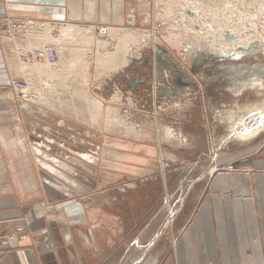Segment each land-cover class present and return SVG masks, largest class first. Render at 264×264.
<instances>
[{
    "label": "rangeland",
    "instance_id": "rangeland-1",
    "mask_svg": "<svg viewBox=\"0 0 264 264\" xmlns=\"http://www.w3.org/2000/svg\"><path fill=\"white\" fill-rule=\"evenodd\" d=\"M149 1L148 21L144 23V26L140 25V22V26H137L143 28L138 31L140 38H144L142 40L143 43L136 42V45L132 44L133 46L126 55H129L127 59L131 64L138 60L140 67L144 66L140 64L143 59L145 60V57L148 60L145 64L144 83L140 86L138 94L141 98L142 109L144 107L147 108L145 113L149 116L148 121H146L149 124L147 130H153V132L147 131L150 137L145 138L146 140L143 143V145L155 149L154 159L156 163L147 165V168L153 172L151 177L146 176L143 180H139L140 184L137 185L135 181L125 179L126 177L122 173L119 174V172H125L127 167H129L128 170H132L137 165L118 162L112 168L106 163L111 161L109 158L111 152L114 153V156H119V158L122 154L121 151H118V149H122L120 146H114L113 149L110 145L111 133L113 132L107 129L117 128L119 131L115 130L116 136L113 139H119L118 141L120 142L122 140V130L124 129L125 133L128 134L126 130L128 125L125 123V120L128 121L126 117L132 119L134 112L129 108L127 110L124 107L126 106L124 100L122 97L120 98V95L123 94L122 91L129 93L127 83L124 85V83L122 84L121 81H118L117 85L114 84L111 87L112 89H109L110 85L105 84L101 78L104 75L110 74L111 71H118L117 74H119L122 70L126 71L128 67L125 66L122 70H108L106 74H102L99 67L92 61L95 59L98 51L103 49H98L92 45L88 46L84 42L76 40V42L79 41V43L84 44L83 48L89 49L86 54L88 58L85 57L82 60H85L89 64L88 67L78 72L76 79L70 76V81L68 82L67 80L66 82L68 90L57 92L56 90L46 89L42 85V89L39 91H41L42 95L46 96L47 94V96L40 100V102H37L38 104L34 102L33 104L30 100L14 97V102H12L11 106L18 107V124L21 125V134L17 138L23 140L24 144H28L29 151L25 152L21 150L18 144V158H16L15 154H11L13 155L11 158L9 153L6 156L0 153V195L3 196L9 193L10 187L13 186L15 188L16 185L19 188L35 189V193L32 194L33 202L35 204L44 203L47 205L46 207L52 209V205H56L60 199H64L63 194H59L61 192L59 186L61 187L60 184L62 182L56 179H43L44 171L50 172L55 176H59L58 173L60 171L62 177H64L63 172L66 174L77 172V177L82 179L93 175L92 178H97V186L103 189H105L103 185L106 183L104 180L106 176L111 179L114 178V186L119 189L126 186L143 187L145 188L143 189L144 194L139 196L140 204L138 205L144 211L142 215V211H140L139 215L145 217L139 216V223L134 226L137 220V212L133 211L130 207V220H123V230L124 232L128 230V232L121 238L123 239L122 245L115 239L113 245L114 258L122 255L121 249H123V251L127 252L124 254V258L120 264H191L189 260L186 261L179 258L176 260L175 247L179 244L180 237L186 227H191V219L204 196L207 195L211 199L212 192L211 190L209 191L211 182L218 176L248 174L251 177L253 188L257 195L256 180H253V178L255 175L264 176V1L261 0V4L254 5V0H246L251 3V7H245L247 9L246 12H244V9L241 13L238 11L233 12V15H240L239 22L238 20H232L226 21V24L223 18L221 19L220 24L222 27L218 31H213V36L223 45H233L236 48L228 53L218 52L219 47L215 49L211 48L212 42L210 39H207L204 35L192 33L185 28L182 21H180V17L183 14L181 15V12H179L180 8L176 1L190 3L188 0ZM223 1L203 0L209 6H218L219 8L223 6ZM228 1L234 2L236 0ZM228 1L225 0L224 3ZM198 10L199 16H201L200 22L205 17V8L199 7ZM185 11L187 14H189V11L193 15L198 13L189 6ZM254 14L259 16V20L252 21ZM225 15H228V13L226 12ZM81 26L85 29L87 28L84 27L85 25ZM96 26L99 25H95L90 33L89 31L85 32L94 36L98 33ZM54 29L53 34L58 36L57 40L61 39V47L63 32L60 28L50 26L46 29L48 32L45 30L41 35L28 37V39H33L34 43L32 45L27 44L18 51V63L26 65L32 62L34 63L33 68L39 66L42 70L44 64L34 60L23 62L20 59L19 53L30 47L51 44L45 42H47V38H51V31ZM114 31L118 32L119 35L131 32L127 28L121 30L114 29ZM221 31L222 37L220 36ZM57 32L59 35H56ZM217 32L220 35L216 34ZM16 33L17 31L14 32V34ZM172 33L173 36L181 34V38H178L182 39L179 44L173 43L172 39L174 38L171 36ZM134 35L137 36V34ZM23 39L26 40V38ZM70 40L72 38H69ZM95 40H98V37ZM112 43V48L109 47L111 46V42L109 43L108 50L115 52L118 42L114 39ZM67 52L68 49H65V63L81 60L78 56H68ZM162 54L167 55V57L163 56L164 58H161ZM162 62L166 65L169 64L174 69L173 71L176 72V76L180 74L179 71L181 70L188 76H193L199 82L196 85L197 90H192L196 91L195 93H188L181 101L176 99L177 101L171 102V105L174 106L178 105L179 102L180 105H185V103L190 102L189 99H192L188 107L184 106L180 108L181 111L178 112H181V115L174 113L173 115H168V113L160 111L161 105L156 100L157 90L153 79V71L157 72L156 67H160V64L164 65ZM166 65L159 69L161 73L167 69ZM52 68L53 73L58 76H61L59 73L64 72V70L61 71L62 66ZM177 70L179 71L177 72ZM29 75L23 76V79L29 85V94L30 96L39 97L38 94L31 91ZM181 75L184 76L183 74ZM110 90L114 91V93H111ZM111 94L112 100L114 99L113 101L116 105H120L114 106V110L116 111L114 114L110 112L111 109H106L105 104L111 97ZM193 98L195 99L193 100ZM94 100L101 103L102 113L99 119L92 121L91 110H93L92 103ZM21 102L24 105H21ZM223 103V107H218ZM165 106L168 107V105ZM25 108H28V110H25ZM115 114L116 116H114ZM107 116H118L125 124L115 125L114 123H109L106 120ZM179 118H184V120H181L183 123L195 122V125L202 130V134L205 137V149H201L195 156L196 161L200 163L197 164V169L195 166L191 168L193 172L202 167L203 163L201 162L206 161L214 153H218V161H220L218 164L214 163L210 165L200 180L195 182L186 180L182 182L181 186L179 184L181 180L179 177L178 179L172 178L168 180L164 176L166 165L165 161L162 160L163 157L160 153L161 145L155 132L159 122L177 123L180 121ZM254 118H256L257 126L261 124L259 127L252 128ZM139 120L144 121L143 119H137V123ZM223 137L232 138L227 140L225 146L218 149L216 146ZM3 141L5 145L9 144L7 143L8 139H3ZM35 146L48 156L46 157L44 154L41 155L40 152L37 153L35 151L33 153L36 155V158H34L30 150L32 151V148H35ZM131 152L135 156L142 154L140 150H131ZM11 159L13 161L12 164L10 163ZM147 159L151 160L152 158ZM216 160L215 158L212 161ZM77 161H81L82 164ZM170 166L171 168L173 167L172 165ZM30 170L36 176L33 180L27 176ZM182 175L181 173L177 176L181 177ZM184 175H187V173H184ZM152 177H155V179H150ZM66 181L74 185L75 180L67 179ZM261 183L260 192L262 193L261 198L264 202V178L261 180ZM238 193L232 190L229 195L235 198L238 197ZM68 197L67 195L66 198ZM254 198L255 203L260 205L258 195ZM143 199L145 202H142ZM232 201L234 202L233 199ZM137 203L139 202L135 203V207L138 206ZM170 211H172V214L169 218ZM51 214L53 212H50L48 215ZM168 218L170 222L167 221ZM257 220L262 238L264 212H257ZM30 223L31 219L23 216L20 222L13 224L11 230L9 229L10 231L3 232L0 228V245L9 246L12 241H25L31 235H34L35 232L30 229ZM153 236H155L154 240ZM149 240H153V243L147 246L148 243L145 242ZM144 244H146L145 247ZM198 262L197 260L193 261L194 264H198ZM229 262L230 264H264V260H229ZM113 264L119 263L114 261Z\"/></svg>",
    "mask_w": 264,
    "mask_h": 264
},
{
    "label": "crops",
    "instance_id": "crops-1",
    "mask_svg": "<svg viewBox=\"0 0 264 264\" xmlns=\"http://www.w3.org/2000/svg\"><path fill=\"white\" fill-rule=\"evenodd\" d=\"M149 3V0H0V17H26L65 25H77L76 23H78L80 24L78 26L85 25L84 27H87L85 30L89 33L95 25L120 30L127 28L133 34L138 35V31L143 29L137 27L139 22L140 25L144 26V23L148 21ZM143 36L146 37L147 35ZM4 37L3 26L0 25V153L5 156L9 153L11 158L15 154L18 158L17 145L19 144V148L25 152L29 151V146L17 138L21 134V125L18 124L19 109L17 106H11L14 97L10 91L9 83L14 77L23 78V76H27L29 71L33 69L32 64L34 63L32 62L26 65L24 63L23 65L19 64L17 55L23 46L32 45L34 40L28 38L25 40L24 37L16 36L12 37L13 40L7 41ZM106 39L109 43L111 42L109 47L112 48L114 42L112 43L109 37ZM125 56L126 58L129 57V55ZM163 56L167 57V55L162 54L161 58H164ZM138 62L137 60L132 64L130 62L125 64L128 69L134 66L131 75L129 74L130 70H127L128 73L122 70L119 74H117L118 71H111L110 74L101 78L105 84L110 85L109 89H112L114 84L117 85L115 78H122L127 83L129 93L122 91L124 95H120V98L122 97L125 102L126 106L124 107L127 110L128 108L132 109L134 112L132 119L126 117L128 121L125 120L126 125L132 130L126 134L123 129L122 140L119 142V139H113L116 136L115 130H119L117 128L107 129L113 132L111 133L110 145L113 149L114 146H120L122 149H118V151H121L122 154L119 158L111 152V156L109 155L111 161L106 163L112 168L118 162L137 165L132 170L125 167L127 171L119 172L126 177L125 179L135 181L137 185L140 184L139 180H143L146 176L151 177L153 172L147 168V165L156 163L154 159L155 149L143 145L145 138L150 137L147 131L153 132V130H147L149 124L146 121H148L149 116L145 114L147 108L142 109L141 98L138 94L140 86L144 83L142 79H145V72L143 73L140 67H136ZM140 65L142 66V64ZM159 66L157 72L153 71V79L157 90L156 100L161 105L160 111L168 113V115H173V113L181 115V112H178L181 111L180 108L188 107L192 99H189L190 102L185 103V105H180L179 102L178 105L174 106L171 105V102L176 99L181 101L188 93H195L196 91L192 90H197L196 85L199 82L181 70H177L180 74L175 76L176 72L169 64L166 65L167 69L161 73L159 69L165 64ZM167 70L168 72H166ZM127 74L129 79H126ZM135 78L137 83L131 89L128 83ZM110 91L114 93V91ZM106 93L108 94V92ZM112 98L111 94L105 103L107 110L108 108L114 110V106H120L116 105ZM21 105L24 104L21 102ZM222 105L224 106V103L218 107H223ZM219 110L217 111L219 112ZM137 119L144 121L139 120L137 123ZM179 119L180 121L177 123L159 122L155 132L161 145L162 160L165 161L166 165L164 176L168 180L179 177L181 186L182 182L186 180L194 182L200 180L210 165L218 164L220 161H218V153H214L217 155L216 161H212L214 157L212 154L206 161L201 162L203 163L202 167L193 172L191 168L195 166L197 169V164L200 163L196 161L195 156L201 149H205V137L195 122L183 123L181 120L184 118ZM252 122V128L261 125H256V118ZM229 138H221L216 147L221 149L226 145ZM3 139H8L7 143L9 144L5 145ZM131 150H140L142 154L135 156ZM35 151L48 156L35 146L32 151L30 150L34 158H36ZM147 158L152 159L148 160ZM12 162L11 159L10 163L12 164ZM77 162L82 164L81 161ZM170 165L173 167L171 168ZM52 170L54 171V169ZM44 172L46 175L43 174V179H56L62 182L59 183L61 185L59 190L62 192L59 194H63L64 199L62 198L59 203L52 205V209L46 207L47 205L44 203L35 204L33 202L32 194L35 193V189L19 188L18 185H14L15 188L10 187L9 193L0 195L1 230L3 232L10 231L13 224L20 222V219L25 216L31 219L30 229L35 232L25 241L15 240L9 246L0 245V264H113L114 261L120 264L127 251L121 249L122 255L114 258L113 245L115 239L121 245L123 244L121 238L128 232V230L126 232L123 230V220H130V207L137 212V220L134 226L139 223V216L144 212L138 205L140 204L139 196L144 194L143 189L145 188L126 186L119 189L114 186V178L111 179L106 176L104 178L106 183L103 185L105 189H103L97 186V178H92L93 175L82 179L77 177V172L73 174L63 172L64 177L61 176L60 171L59 176ZM181 173L183 174L181 177L177 176ZM27 176L32 180L36 178L32 170ZM263 178L264 176L261 175H255L253 178L256 180L255 185L258 199L260 198V205L255 203L254 197L257 195L248 174L218 176L212 181L209 189L212 192L211 199L207 195L204 196L191 219V227H186L181 235L179 244L175 247L176 260L177 258L189 260L191 264H194L193 261L195 260L199 261L198 264H230L229 260L263 261L264 230L261 238L257 220V212H264V202L260 192ZM67 179H74V185L67 182ZM150 179H155V177ZM232 190L239 192L238 197L232 198L229 195ZM67 195L68 198H66ZM136 202H139L137 207H135ZM142 202H145L144 199ZM140 211H142L141 215H139ZM48 212H53V214L48 215ZM169 214L170 218L172 211ZM169 218L167 219L168 222H170ZM153 237L154 240L155 236ZM153 240L145 243H148V246Z\"/></svg>",
    "mask_w": 264,
    "mask_h": 264
},
{
    "label": "bare ground",
    "instance_id": "bare-ground-1",
    "mask_svg": "<svg viewBox=\"0 0 264 264\" xmlns=\"http://www.w3.org/2000/svg\"><path fill=\"white\" fill-rule=\"evenodd\" d=\"M185 1V0H184ZM190 3H181L180 1H176L177 5L179 6L181 12V17L180 21L184 24L185 28H187L188 31L194 32L200 35H204L207 39H210L212 42V47L211 48H218V52H230L235 50L236 48L233 45H223L222 43L218 42L216 38L213 36V31H218L220 30V27L222 25L220 24L221 19L223 18L224 22L227 24L226 21H237L240 17L237 15H233V12L238 11L239 13L242 12L244 9V12L247 11L245 7H251V3L248 1L244 0H236L234 2H225L223 1V6L218 7V6H209L203 0H188ZM260 1V2H259ZM264 1V0H262ZM228 3V4H226ZM261 4V0H254V5H259ZM192 7L197 14L193 15L191 12L188 11L189 14L186 13L187 7ZM199 7H204L205 8V17L199 22L201 19V16H199ZM242 7V8H240ZM228 8V9H225ZM264 9V8H263ZM226 12L228 15H225ZM258 14V13H257ZM257 14H254L252 17V21L259 20V16ZM187 18V19H186ZM242 19V18H241ZM264 19V16H263ZM187 21V22H186ZM43 20H35V29L30 26L31 29L28 30V32L31 35H41L44 33V31L48 27H55V28H60V30L63 32V40H62V46L60 47V40H57L58 36L52 35L51 33V38H47V41H50L48 45H53L57 46V51L59 54V60L57 63L54 64H49L46 61L36 59L33 55L32 58L29 60H34L37 62H40L44 64L43 69L41 70L39 66H36L29 72L30 76V81H31V91H34V93L38 94L39 97L35 96H30L29 94V100L33 103L40 102V100L46 98L45 95H42L41 91H39L41 86L45 87L46 89H51V90H56L59 92L60 90L66 91L68 90V84L66 83L67 80L68 82L70 81V76H73L75 79L78 77V72L82 71L86 67H88V64L85 60L82 61L83 59L88 58V55H86L89 51L87 48H83L82 46L84 45L83 43H79V41L84 42L86 45H92L93 47L95 46L98 49H103L99 50L97 55L95 56V59L92 61L99 69L101 70L100 72L102 74H106L108 70L112 69H117V70H122L125 67V64L129 60L126 58V54L129 53L131 47L133 46L132 44L136 45V42L138 43H143L142 40L144 39L143 37L140 38L139 35L135 36L131 32H126L121 35L118 34V32L114 31V29H111L110 27H106L103 25L96 26V30L98 31L97 34L94 36H91V34L86 33L85 28L83 26H78L75 24H59L56 22H47ZM239 22V20H238ZM206 23V24H205ZM208 23V25H207ZM2 24V23H0ZM24 29H27V27ZM211 29V30H210ZM49 30V29H48ZM48 30H46L48 32ZM85 32V33H84ZM3 34H5L4 39L8 40H13L11 35H8L5 33V29L3 26ZM218 34V32L216 33ZM221 34V35H220ZM218 34L222 37V31L221 33ZM59 35V34H58ZM216 35V36H218ZM18 36V35H17ZM173 36V33L171 34ZM218 36V37H220ZM22 37V36H19ZM98 37V40H95V38ZM107 37H109L111 40L116 39L118 42V45L116 47L115 52H111L108 50L109 42L107 41ZM53 38V39H52ZM69 38H72V40L69 41ZM155 38V37H154ZM171 38V37H170ZM174 39H172L174 42L173 43H180V40L178 39L181 38V34L173 36ZM200 38V37H199ZM76 40H79L76 42ZM179 40V41H178ZM205 40V38H204ZM75 41V42H74ZM145 42V41H144ZM207 43V42H206ZM174 45V44H173ZM246 45V44H245ZM69 46V48H68ZM210 47V45H208ZM43 46H38V47H30L29 49H26L30 52H32L33 49H41ZM179 48V46L177 45ZM65 49H68L67 55L73 57H80L81 60L74 62L72 61L71 63H65V54L64 51ZM204 49V48H203ZM192 52V51H191ZM21 59V57H20ZM22 60V59H21ZM89 60V59H88ZM23 61V60H22ZM26 62V61H23ZM30 65V64H29ZM33 65V64H32ZM60 67L62 66V70H64L63 73H61V76H58L57 74L53 73V68L52 67ZM138 67V66H137ZM157 69V67H156ZM29 70V69H28ZM23 71V70H22ZM60 75V74H59ZM120 81V80H119ZM29 86V85H28ZM35 94V95H36ZM114 100V99H113ZM33 103V104H34ZM38 104V103H37ZM93 110H91V115H92V121L95 119H99L101 117L102 109H101V103L97 100H94L92 103ZM111 112H116L115 110H111ZM116 116V114L114 115ZM106 120L109 123H114L115 125H124L125 123L122 122V119L120 117H113V116H107ZM127 132L129 133L132 128L129 126L126 127ZM50 142V141H49ZM37 151V150H36ZM41 153V152H40ZM124 156V155H123ZM216 158V155L213 157V159ZM123 161V160H122ZM180 206V205H179Z\"/></svg>",
    "mask_w": 264,
    "mask_h": 264
},
{
    "label": "built area",
    "instance_id": "built-area-1",
    "mask_svg": "<svg viewBox=\"0 0 264 264\" xmlns=\"http://www.w3.org/2000/svg\"><path fill=\"white\" fill-rule=\"evenodd\" d=\"M43 22H41L40 24H42ZM0 23H2L0 25L4 26L5 33L11 36L15 35L14 37H16L17 35L22 36L24 38L31 37L32 35L28 32V30L31 29L30 26H32L33 28L35 27V20L26 17L5 16L0 19ZM24 27H27V29H24ZM15 31H17L16 34H14ZM54 31L55 29L51 31L52 35H54ZM56 35H58V32ZM19 54L23 61H28L32 58V55L36 59L46 61L49 64L57 63L59 60L57 48L53 45H44L43 48L33 49L32 52L28 50L20 51ZM9 85L13 97L20 98L22 100L30 99L29 86L23 78L14 77L10 80Z\"/></svg>",
    "mask_w": 264,
    "mask_h": 264
},
{
    "label": "flooded vegetation",
    "instance_id": "flooded-vegetation-1",
    "mask_svg": "<svg viewBox=\"0 0 264 264\" xmlns=\"http://www.w3.org/2000/svg\"><path fill=\"white\" fill-rule=\"evenodd\" d=\"M153 53H154V52H153ZM153 57H154V55H153ZM153 59H154V58H153ZM147 61H148V60H147L146 57H145V60L143 59V60L141 61L142 66L144 65V66H143V67H144V70H143V68H141V67L138 65V68L140 67V69H142L143 73H144L145 70H146V67H145L146 65H145V64L147 63ZM162 63H163V62H162ZM163 64H164V63H163ZM165 65H166V64H165ZM136 67H137V66H136ZM127 70H130V73H129V74L131 75V72L134 71V67H129V69L127 68ZM127 70H126V71H127ZM127 73H128V71H127ZM127 75H128V74H127ZM175 76H176V74H175ZM175 76H174V77H175ZM117 79H118V80H117ZM127 79H129V75H128V78H127ZM115 80H117V81H116L117 83H118V81L120 80V81L122 82V84L124 83V85H125V83H126L122 78H120V79H119V78H115ZM142 80L144 81V79H142ZM131 81H132V80H130L129 83H130Z\"/></svg>",
    "mask_w": 264,
    "mask_h": 264
},
{
    "label": "water",
    "instance_id": "water-1",
    "mask_svg": "<svg viewBox=\"0 0 264 264\" xmlns=\"http://www.w3.org/2000/svg\"><path fill=\"white\" fill-rule=\"evenodd\" d=\"M128 78V76H126V79ZM137 83L136 78L133 79L130 83H128V86L132 89L133 85H135ZM157 237V236H156ZM153 243V242H152ZM152 243L150 245H152ZM149 245V246H150Z\"/></svg>",
    "mask_w": 264,
    "mask_h": 264
}]
</instances>
